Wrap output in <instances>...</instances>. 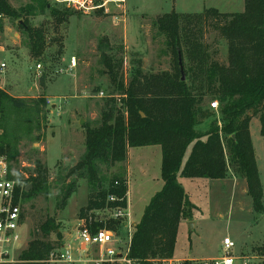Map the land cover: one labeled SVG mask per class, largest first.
I'll use <instances>...</instances> for the list:
<instances>
[{"label":"rangeland","instance_id":"374dc122","mask_svg":"<svg viewBox=\"0 0 264 264\" xmlns=\"http://www.w3.org/2000/svg\"><path fill=\"white\" fill-rule=\"evenodd\" d=\"M47 1L52 7L69 9L73 15L60 26L48 12L42 14L39 10L19 21L0 17V64H6L5 68H0V89L27 107H34L41 99L46 102V107L41 106V117L44 119H40V130L33 126L35 130L32 134L20 138L18 157L15 162L11 161L12 176L23 172L24 179H27L37 160L49 170L47 193L25 199V228L14 262L19 260L34 236L40 234L39 228L48 218L60 225V244L65 246L60 253L71 251L76 260L82 257L81 251L85 247L78 240V230L85 224L79 220L80 211L87 206L89 194L94 188L86 176L76 174L70 177L68 173L85 153L86 129L101 124L102 111L109 97L115 98L116 108L120 107V96L106 75L103 56L116 54L117 58L123 59L121 75L126 84L137 69L149 75L172 72L175 59L165 36L158 30L159 17L173 11L190 15L208 9L239 13L244 11L245 2L97 0L98 4H106L105 8L82 14L67 4ZM8 2L16 11L32 5V0ZM24 19L36 28L44 27L49 39L45 53L39 59L31 56L24 42L25 33L19 27V22ZM202 42L209 48L213 60L227 64V42L213 31L210 24L204 26ZM72 58L76 59L73 69L70 67ZM183 61L189 69L186 53ZM38 64L42 65L40 72L36 71ZM188 77L190 84V74ZM213 101L207 96L202 105L214 116L197 126L201 133L207 132L213 124L221 125L220 109L211 107ZM250 132L264 192V137L258 118L251 121ZM226 141L227 138L225 145ZM225 152L230 162L228 149ZM130 155L129 173L127 162L99 166L104 188L115 177H129L130 206L127 209L132 218H124L123 223H128L127 226L117 229L118 240L125 249L130 230L132 234L134 232L132 223L140 221L145 208L163 186L160 149L132 148ZM178 180L196 209L193 217L186 219L189 223H182L175 249L177 259L222 256V249L216 250V242L226 231H230L236 242L232 239L235 243L234 256L249 259L254 264L264 263V212L257 214L254 211L246 181L232 166L224 180L184 179L180 176ZM22 185L25 187V182ZM74 186L71 197L63 204L67 190ZM31 190L29 186L28 192ZM112 216L110 210L101 211L96 214L94 222L106 226ZM51 239L58 241L55 235Z\"/></svg>","mask_w":264,"mask_h":264},{"label":"trees","instance_id":"16d2710c","mask_svg":"<svg viewBox=\"0 0 264 264\" xmlns=\"http://www.w3.org/2000/svg\"><path fill=\"white\" fill-rule=\"evenodd\" d=\"M37 10L42 14L48 12L58 26L73 15L69 9L52 7L47 0H32V5L20 11L14 10L8 0H0V15L13 21L22 20ZM19 23L31 56L41 58L49 42L44 27L36 28L27 19ZM205 24H210L227 42V64L213 60L209 48L204 46ZM157 27L174 55V70L149 75L137 69L126 84L121 75L123 59L116 54L104 55L106 75L120 96V107L116 108L115 98L109 97L101 124L86 129L85 153L68 173L70 177L86 176L94 188L87 206L80 211L79 220L93 233L102 229L118 233L119 226L124 228L123 221L111 219L105 226L94 220L98 212L127 208V179L115 177L104 188L99 166L125 163L128 150L132 148L161 147L164 186L145 208L130 242L129 257L139 264L173 259L180 223L193 217L196 208L178 176L224 180L232 166L246 181L254 211L264 212L263 185L250 132L251 121L258 118L264 137V0H245L244 11L239 13L208 9L200 14L181 15L173 11L159 17ZM179 53L182 59L186 53L190 62L186 69L183 61L185 81H182ZM207 96L219 104L221 125L213 124L207 132L201 133L197 126L214 116L203 109ZM41 106L46 107L43 99L34 107H27L0 89V129L3 149L10 162L18 157L20 138L32 134L33 126L40 130V119H44ZM191 146V153L184 162ZM225 149H228L230 162ZM22 174L19 172L12 177L25 182L23 202L27 197L47 193L49 170L41 161L34 163L27 179ZM29 186L32 187L30 192L27 191ZM74 188L67 190L63 204ZM111 197L117 200L111 202ZM39 231L19 260L11 264H52V253L65 247L64 243L60 244V225L48 218ZM52 235L58 241H53Z\"/></svg>","mask_w":264,"mask_h":264},{"label":"built area","instance_id":"2783aa9c","mask_svg":"<svg viewBox=\"0 0 264 264\" xmlns=\"http://www.w3.org/2000/svg\"><path fill=\"white\" fill-rule=\"evenodd\" d=\"M58 3L67 4L77 12L89 14L93 11L105 8L106 4H98L97 0H55ZM4 15H0L3 17ZM71 69L76 67V59L70 62ZM5 68V64H1ZM42 65L36 66L40 72ZM213 109H219L217 101L211 103ZM3 131L0 129V264L15 263L13 258L20 249L22 232L25 228L24 211V185L12 178L11 162L3 149ZM116 201L115 197L109 199ZM128 208V206H127ZM116 208L110 210L113 213L112 219L123 221L124 218H131L128 209ZM107 211V210H106ZM84 223V221H82ZM85 224V223H84ZM128 223H124L127 226ZM131 224V223H130ZM131 226V225H130ZM117 233L106 229L93 233L84 227L78 230V240L85 247L81 251L82 257L76 260L71 251L60 253L56 251L50 257L52 264H139L129 257L130 242L132 233L128 236L129 242L125 248L118 240ZM222 256L206 260L181 261L177 259H164L155 261L154 264H254L249 259L234 256L235 243L230 237H225L221 244ZM62 251V250H61ZM94 255V256H93Z\"/></svg>","mask_w":264,"mask_h":264},{"label":"crops","instance_id":"0c3cea01","mask_svg":"<svg viewBox=\"0 0 264 264\" xmlns=\"http://www.w3.org/2000/svg\"><path fill=\"white\" fill-rule=\"evenodd\" d=\"M2 64V63H1ZM1 64H0V68H1ZM4 64V63H3ZM5 67H6V64H5ZM158 148V149H160V151H161V147L160 146H151V147H143V148H136V149H152V148ZM191 149H192V146L188 149V151H187V153H186V156H185V160H184V162L187 160V158L189 157V155H190V153H191ZM130 152H131V149H129L128 150V158H127V165H128V173H129V170H130V160H131V155H130ZM161 153H162V151H161ZM256 156V155H255ZM140 157H142L143 158V156H142V154H141V156ZM257 161V160H256ZM127 183H128V195H127V199H128V208H129V206H130V200H129V177L127 178ZM180 183V182H179ZM163 186H164V183L162 184ZM163 186H162V188H163ZM182 186V185H181ZM188 196V195H187ZM194 205V204H193ZM131 218H132V216H131ZM142 218V217H141ZM141 220V219H140ZM183 221H186L187 222V220L185 219V220H182L181 221V223H180V227H179V232H178V236H179V234H180V231H181V227H182V223H183ZM140 222V221H139ZM139 222H137V223H132V225L134 224V227L139 223ZM187 223H189V222H187ZM178 236H177V238H178ZM225 237H230L231 239H233L234 240V242H235V238H233V236H232V234H231V232L230 231H226L225 232V234L223 235V237L222 238H220L217 242H216V250H217V252H218V250L220 251V249H221V244H222V240L225 238ZM236 243V242H235ZM176 249V248H175ZM206 257H208V256H206ZM217 258V257H216ZM173 259H177L176 257H175V254H174V258ZM206 259H213V258H211V257H208V258H205V256L204 255H202V256H200L199 258H191V259H189V260H206ZM177 260H181V259H177ZM181 261H188V260H181Z\"/></svg>","mask_w":264,"mask_h":264},{"label":"water","instance_id":"95a60500","mask_svg":"<svg viewBox=\"0 0 264 264\" xmlns=\"http://www.w3.org/2000/svg\"><path fill=\"white\" fill-rule=\"evenodd\" d=\"M179 66L181 68L182 81H185V73H184V69H183V59H182V56L180 53H179Z\"/></svg>","mask_w":264,"mask_h":264}]
</instances>
